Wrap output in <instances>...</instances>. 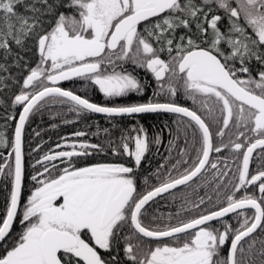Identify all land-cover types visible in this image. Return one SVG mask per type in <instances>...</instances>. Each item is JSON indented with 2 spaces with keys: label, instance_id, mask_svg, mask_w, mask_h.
I'll return each mask as SVG.
<instances>
[{
  "label": "snow or ice",
  "instance_id": "6c2138e0",
  "mask_svg": "<svg viewBox=\"0 0 264 264\" xmlns=\"http://www.w3.org/2000/svg\"><path fill=\"white\" fill-rule=\"evenodd\" d=\"M125 64L151 74L150 97L151 82ZM76 78L84 94L59 86ZM92 88L138 98L97 103ZM47 105L111 127L61 137L29 177L25 128ZM0 106L17 121L11 139L0 132L11 148L0 264H264V0H0ZM143 114L176 115L169 156L148 175L142 162L163 133L150 135ZM102 154L119 159L91 162ZM193 184L175 213L154 208ZM201 187L216 199H192Z\"/></svg>",
  "mask_w": 264,
  "mask_h": 264
},
{
  "label": "trees",
  "instance_id": "16d2710c",
  "mask_svg": "<svg viewBox=\"0 0 264 264\" xmlns=\"http://www.w3.org/2000/svg\"><path fill=\"white\" fill-rule=\"evenodd\" d=\"M17 70L13 69V73ZM18 86H14L11 90L6 91L2 95L6 98L11 97L13 93L17 90ZM22 109L20 107L15 108L14 110L9 109V111H14L16 113L20 112ZM8 115L4 106H0V132H4L6 136L11 139L14 135V127L17 121L12 120H5V117ZM176 118L175 114H143L138 117L140 123H142L145 128L149 130V134L152 135L157 132L163 133V143L160 144L163 149H168V140L171 138L168 134V129L166 126H173L174 121L170 119ZM106 118L105 116L97 115V114H82L79 119L73 113H69L67 111V106H60V105H47L43 110L38 113H34L31 117L30 122L26 125L25 128V152H26V167L33 164L35 159L38 156L43 155L46 152V149H50L54 147L58 142H60V138L68 135L77 130H88V131H95L96 130V123L98 122L99 127H111V123L109 124H101L100 119ZM169 118V119H167ZM75 121L74 123L65 124L63 121ZM124 126H129L132 123H135L134 120L126 119L124 122ZM52 125H58V127L53 128ZM88 125H91V128H87ZM35 132H39L40 136L37 137ZM225 141L228 139L226 136ZM93 142H99V139L96 137H92ZM43 142V147L39 153L33 152L32 149L36 147L38 143ZM180 146L182 147L183 144L181 142ZM11 151L10 147H0V162H2V158L7 156V153ZM174 153L171 154L173 158V162L175 159H178L177 151L173 150ZM215 155V154H214ZM223 155L229 157V165L232 167L233 172H235V165L232 163V154L225 150ZM256 154H254L255 158ZM165 157L168 156H161L154 158L156 160V165L163 164L165 162ZM119 158L113 157L110 154L108 155H100L99 157H93L91 162H95L96 160L99 161H115ZM150 159L143 162L146 164H154L150 162ZM131 164V162H129ZM252 167H255V163ZM182 171V169H180ZM179 174L178 172H173V175ZM10 190V184L4 178H0V212H3L8 191ZM205 193H208L213 196V200L216 199L215 193L212 192L211 187L205 188ZM211 207V205H209ZM15 228V226H14Z\"/></svg>",
  "mask_w": 264,
  "mask_h": 264
},
{
  "label": "flooded vegetation",
  "instance_id": "af4514ba",
  "mask_svg": "<svg viewBox=\"0 0 264 264\" xmlns=\"http://www.w3.org/2000/svg\"><path fill=\"white\" fill-rule=\"evenodd\" d=\"M124 67L127 68L129 71H132L135 68L134 74H138L141 77H146L147 80H149L151 82V87L145 93L144 98L150 97L152 94L153 88H155V80L151 76V74L147 73L145 69L136 68V66H134V65L125 64ZM83 83L84 82L80 81L79 78H76L73 81H62V82H60L59 86L64 87L65 89L75 90V91H77L78 94H84L85 88L83 86ZM88 94L92 98L93 102H97V103H128L130 100H135L138 98L137 94H130L129 98H112V99H109V98H105L103 96V94L99 92L98 88L89 89ZM177 100L181 104L186 103L189 106L191 105V101L186 100V98L183 96L182 92L178 93ZM174 119H176V118H174ZM125 120L126 119H124V121ZM99 121L101 124H109L110 123L107 120V118H102ZM54 147H55V145H54ZM54 147H52V148H54ZM45 149H46V151L49 150L47 148H45ZM172 153H174V151H172L171 154ZM161 156H169L168 149L165 150L160 145L159 146L153 145L151 152L146 154V158H147V160L150 159V162H153L154 164H151V163L146 164V163L142 162L143 175H148L149 173L153 172L158 167V165H156V160L154 158L161 157ZM32 172H33V169L30 167V165L28 167H26V176L30 177V174H32ZM149 180H150V183H156V181L152 177H149ZM141 183H142V181H141ZM32 185H33V182L29 178L27 180L26 187H31ZM195 186H196L195 184H193L192 187H188V188L181 186V188L179 190H174L175 195L177 197L175 202H173V200H172L171 196H169V194H164V196L162 198H157L158 203L154 205V208H156L160 213H164V214L175 213L177 208L180 205V202H181L180 197H181L182 193H191L192 188H194ZM197 195H205V188L204 187L199 188L197 193L194 194L191 198L196 199ZM213 223H215V222H213ZM15 230L16 231L20 230V226L18 223L15 225ZM2 251H3V249L0 248V254H2Z\"/></svg>",
  "mask_w": 264,
  "mask_h": 264
},
{
  "label": "bare ground",
  "instance_id": "6f19581e",
  "mask_svg": "<svg viewBox=\"0 0 264 264\" xmlns=\"http://www.w3.org/2000/svg\"><path fill=\"white\" fill-rule=\"evenodd\" d=\"M170 119H172V120H176V119H174V118H171V117H169ZM169 118H167V119H169Z\"/></svg>",
  "mask_w": 264,
  "mask_h": 264
}]
</instances>
